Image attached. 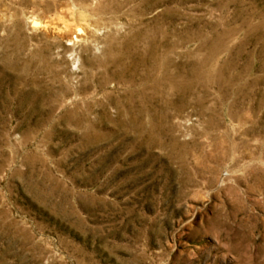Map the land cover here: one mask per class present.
I'll list each match as a JSON object with an SVG mask.
<instances>
[{"label": "rangeland", "instance_id": "374dc122", "mask_svg": "<svg viewBox=\"0 0 264 264\" xmlns=\"http://www.w3.org/2000/svg\"><path fill=\"white\" fill-rule=\"evenodd\" d=\"M0 264H264V0H0Z\"/></svg>", "mask_w": 264, "mask_h": 264}, {"label": "bare ground", "instance_id": "6f19581e", "mask_svg": "<svg viewBox=\"0 0 264 264\" xmlns=\"http://www.w3.org/2000/svg\"><path fill=\"white\" fill-rule=\"evenodd\" d=\"M37 25L39 24V22L36 23ZM75 30L77 31V33H80L82 31V29L80 27H76ZM77 37V36H76Z\"/></svg>", "mask_w": 264, "mask_h": 264}]
</instances>
